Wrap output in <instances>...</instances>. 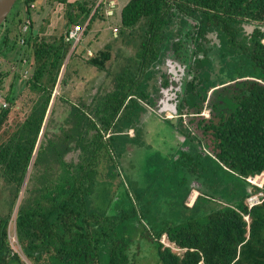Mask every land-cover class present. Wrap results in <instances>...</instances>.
<instances>
[{"label": "trees", "instance_id": "16d2710c", "mask_svg": "<svg viewBox=\"0 0 264 264\" xmlns=\"http://www.w3.org/2000/svg\"><path fill=\"white\" fill-rule=\"evenodd\" d=\"M18 1L27 21L13 12L0 27V55L19 48L18 63L32 62L33 73L23 79L22 88L31 92L27 105L19 107L21 74L15 70L3 95L7 107H0V176L11 197L8 210H0V264H137L131 249L142 238L161 264H264V184L248 181L264 173V0H126L114 23L98 0L79 2L78 12H70L75 4L59 0L70 8L67 33L51 41L34 31L38 0ZM97 20H112L122 42L134 48L130 64L113 91L91 104L54 97L71 48L66 35L78 24L87 23L88 32ZM26 26L30 31L23 34ZM78 54L111 75L110 47L91 58ZM184 61L185 77L171 89L176 118L157 117L191 146L176 161L165 159L178 185L166 207L146 197L147 186H132L135 172L121 159L129 144L146 142L140 125L172 87V74L161 66ZM9 74H1L0 85ZM156 75L164 82L150 92ZM58 100L69 106L55 127ZM104 160L107 176H125L111 196L112 184L99 177ZM100 191L106 193L103 209ZM192 191L199 195L190 207ZM255 196L260 203L250 207Z\"/></svg>", "mask_w": 264, "mask_h": 264}, {"label": "rangeland", "instance_id": "374dc122", "mask_svg": "<svg viewBox=\"0 0 264 264\" xmlns=\"http://www.w3.org/2000/svg\"><path fill=\"white\" fill-rule=\"evenodd\" d=\"M83 0H68V2H71L74 5V7L70 10V12H78L79 2H82ZM35 7L32 10V20L34 22V31L36 35L44 36L48 40H53L54 36H60L65 35L67 32L66 23L69 18V7L66 6L63 3H60L59 0H38L35 4ZM16 13H21V18L23 20L27 21V17L25 16V9H24V3L22 1H18L17 4L14 6V9L12 10ZM12 13L9 17H11ZM8 17V18H9ZM12 18V17H11ZM12 19L9 20V22L6 24L7 26H11ZM80 25V24H78ZM82 25V24H81ZM23 23L19 25V28H22ZM76 26V25H75ZM83 26V25H82ZM111 26L110 23L103 24V27L107 30L108 27ZM42 28L43 30H40ZM71 29V28H70ZM5 28H2L0 31V38L4 32ZM29 28L25 30V28L22 29V33L26 34L29 33ZM108 33V31H105V33ZM34 33V34H35ZM13 35V33H12ZM25 39L24 37L21 39L23 42ZM93 40V39H92ZM95 40V39H94ZM89 40H85L82 42L83 45H77L79 46L76 48L75 43L73 42L71 44V48L69 50V53L66 55L64 59V63L62 65V72L60 75L61 80L65 77V69H66V86H62L61 80L58 82L57 91L55 92V97L63 95L64 99L71 101V102H79L75 98L81 97L83 93L86 91H91V86L93 85L96 89H107L110 85V81H117L115 80L116 77L122 70H119V66L121 67H128L129 60L126 58H130V56L127 53L122 54L124 57V62L121 64L120 58H117V60L114 59V62L112 64L113 70L111 75L108 77H104V74H101L97 71L96 68L89 66L85 59L79 56L78 53H85L86 48L90 47L88 44ZM81 48V49H80ZM92 47H90L91 49ZM132 51H135L133 47H131ZM74 50L76 51L75 55H72L74 53ZM91 52L94 53V51L91 50ZM20 49L16 50H8L4 54L0 55V77L1 74H6L10 72V74L4 78L2 85H0V107H3L4 103L6 101L4 100L5 94H7L10 90V85L14 81V72L15 70L20 73L21 77L19 76V79L16 81V90L15 94L18 96V104L21 107V103H25L27 105V102L29 101L31 97V92L29 88H22L23 86V79L30 78L33 69H32V62L26 63V59L23 57V62H19L20 59ZM132 53V52H131ZM22 59V58H21ZM14 63H18L19 67H14ZM25 67V68H24ZM164 72H168L172 74L171 78V88L168 90H163L162 92V99H160V104L158 105V109H152L149 110V113L146 115L145 120L142 122V125H140V128L142 130V134H148L145 136L146 142L145 143H136V144H129V153L121 159L124 163L127 170H132L135 173L130 174L133 175L132 177V186L134 188L146 187L149 189L148 193L145 194L148 199H151V197L156 201H158V198L161 199L160 203L163 205H168L173 200H169L170 198L174 199V196L177 195L176 188H178L177 183L173 182V178L176 177L174 174L175 170L170 168L173 164L171 162L166 163L165 159H170L176 161L177 158L180 156L182 151H188L185 147L191 148V146H187L180 143V139H178L177 134H175L171 128L165 126V124L159 123L157 117H161V115L168 119H173L175 117V111L176 107L172 100L174 99L173 92L171 91L172 88L177 87L180 85L181 79L185 77V69L188 68L187 61H184L180 64L172 65L171 63H167L164 66H161ZM167 68V69H166ZM117 71V72H116ZM160 78L159 75H156L153 80L150 81V85L148 90L150 92L154 91V86H159L160 83L164 82V79H158ZM101 80H104L102 82ZM111 81V83H112ZM3 86V88H2ZM2 89V90H1ZM70 94V95H69ZM54 112H55V122L53 125L57 127L58 124H60L63 115L65 113L66 108L69 106L66 102H60L59 100L55 103ZM26 107V106H25ZM27 108V107H26ZM53 104L50 108L52 110ZM151 109V108H150ZM151 111V112H150ZM163 112L165 114H163ZM156 117H155V116ZM206 117H209V111L205 110V112L202 114ZM162 118V117H161ZM122 125V123H120ZM129 133V132H128ZM131 138H134L135 135L133 131H130L128 134ZM134 136V137H133ZM145 146V147H144ZM144 149V151H142ZM186 153V152H185ZM144 160V163L142 164L141 161ZM107 160L102 161V163L98 167L99 171V177L100 180H103L106 183H111L112 186L110 187L109 192L110 196L113 195L115 192L117 193L118 185L121 181H125V176L123 174H120L119 176L109 177L108 171L109 166ZM167 164V165H165ZM144 165V168H142ZM142 166V167H141ZM164 169H163V168ZM119 170V171H117ZM116 171L120 173V168ZM145 170V172L142 173V171ZM141 171V174H140ZM116 174V172H114ZM158 174V175H157ZM253 183L261 185L264 182V177L261 176L260 179L256 178L255 180H252ZM162 182V183H161ZM161 185V186H160ZM163 186V187H162ZM184 186H182L183 188ZM101 194L99 195V193ZM97 192V198L101 197V205L104 203V199L106 197L105 191ZM179 194V193H178ZM10 195V192L8 189H6V184L3 183V179L0 176V210H8L9 204H6V199L8 200ZM199 193L196 191H192L189 198L187 199V205L191 206L193 205L196 197H198ZM97 200V204L99 205L100 201ZM176 198V197H175ZM167 207V206H166ZM216 208L217 206H213ZM104 208V205L101 206V209ZM165 209V207H164ZM170 212V209H168ZM166 208V211H168ZM13 221H15V217H13ZM14 224V222H13ZM145 227H149L148 223H144ZM14 227V226H12ZM141 230H143V226L140 227ZM14 231V230H13ZM12 241L15 243L14 235H12ZM162 242L169 246L166 237L164 236L162 238ZM16 244H14L15 246ZM15 248L19 251V247L15 246ZM19 253L22 255V253L19 251ZM23 256V255H22ZM131 256L136 257L137 264H161L157 261V254L156 249L153 247L152 243L147 238H142V240H139L136 242V246L132 247L131 249ZM157 257V258H156ZM26 261V259H24Z\"/></svg>", "mask_w": 264, "mask_h": 264}, {"label": "crops", "instance_id": "0c3cea01", "mask_svg": "<svg viewBox=\"0 0 264 264\" xmlns=\"http://www.w3.org/2000/svg\"><path fill=\"white\" fill-rule=\"evenodd\" d=\"M99 1L100 0H98V3H99ZM125 2H126V0H122L121 1L120 7L116 11V14L114 16L116 18L113 21L111 20L112 23H114L115 21L117 22L120 19V10H121L122 5ZM98 3H97L96 6H99ZM111 21L110 20H106L105 23H103L102 21L100 22V21L97 20L92 25V28L88 32H86L87 23L84 24L83 26L85 27V30L83 32L82 40L79 43L75 44V46H76V48H78L79 46H77V45L81 46V45H83L82 44L83 41L89 40L88 44L92 48L91 49H90V47L86 48V52L84 53V56H86V58L93 57L94 53H96V52H98L100 50H103L106 46L110 47L111 48V53H112V59H111V61H109L110 64H108V65H110L109 68H111L113 70L112 64L114 62V59L117 60V58H120L121 60H120L119 63L121 64L122 62H124V57L122 56V54L127 53L131 57V56H133L135 51H132V49H131L132 46L125 45V43L122 42L118 30L115 29V27L111 24ZM106 23H110L111 24V26H109L107 30L103 27V24H106ZM73 27L74 26H72V28ZM105 31H108V33L107 32L105 33ZM66 38H67V35H66ZM72 43L73 42H71V44ZM91 50L94 51V53L91 52ZM74 51H77V50H74ZM72 55H73V53L71 54V56ZM126 59H129V58H126ZM123 69H124V67L119 66V70H123ZM101 74H103V73H101ZM104 77H106V74H104ZM60 80H61V78H59V81ZM101 81L104 82V80H101ZM109 81H110V85L107 86L108 87L107 89L106 88L105 89H102V88L101 89H98V88L96 89L92 85L90 92L86 91L85 93H83V95L81 97H78V98H75V99L78 100L79 102H85L86 104H91L93 102V100L95 99V97L99 96V94L105 96L106 94H109V93H111L113 91V89L115 88V83L112 80H109ZM111 81H112V83H111ZM57 87H58V85H57ZM56 91H57V88H56L55 92ZM54 97H55V93H54ZM150 110H152V109H150ZM152 111H154V110H152ZM130 131H133V133L135 135V130L131 129ZM130 131H129V133H130Z\"/></svg>", "mask_w": 264, "mask_h": 264}, {"label": "built area", "instance_id": "2783aa9c", "mask_svg": "<svg viewBox=\"0 0 264 264\" xmlns=\"http://www.w3.org/2000/svg\"><path fill=\"white\" fill-rule=\"evenodd\" d=\"M122 0H100L98 5H100L101 3L104 4L105 6V15L108 19H111L115 16L116 11L119 9L120 7V3ZM28 28V26L25 27V30ZM85 30V27L82 25H76L74 26L72 29H70V31L67 34V42H74L75 44L79 43L82 40V36H83V32ZM3 107H7V103H4ZM263 176L264 177V173H262L261 175H258L254 178H249L248 181L253 183L252 180H255L256 178H259ZM264 184V182L261 185L255 184L259 187H262ZM260 200L258 196L252 197L249 199V205L250 207H253L256 204H259ZM12 239V236L10 237ZM14 239H15V243L12 241V244H17V239L14 235Z\"/></svg>", "mask_w": 264, "mask_h": 264}, {"label": "water", "instance_id": "95a60500", "mask_svg": "<svg viewBox=\"0 0 264 264\" xmlns=\"http://www.w3.org/2000/svg\"><path fill=\"white\" fill-rule=\"evenodd\" d=\"M16 3L17 0H0V27L6 23Z\"/></svg>", "mask_w": 264, "mask_h": 264}, {"label": "flooded vegetation", "instance_id": "af4514ba", "mask_svg": "<svg viewBox=\"0 0 264 264\" xmlns=\"http://www.w3.org/2000/svg\"><path fill=\"white\" fill-rule=\"evenodd\" d=\"M14 9V8H13ZM14 12V11H13ZM12 13V12H11Z\"/></svg>", "mask_w": 264, "mask_h": 264}]
</instances>
